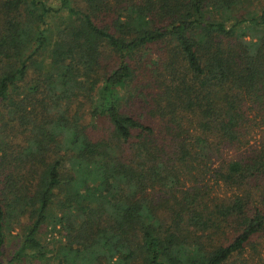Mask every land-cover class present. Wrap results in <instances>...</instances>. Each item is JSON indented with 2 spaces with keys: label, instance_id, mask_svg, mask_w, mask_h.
I'll use <instances>...</instances> for the list:
<instances>
[{
  "label": "trees",
  "instance_id": "trees-1",
  "mask_svg": "<svg viewBox=\"0 0 264 264\" xmlns=\"http://www.w3.org/2000/svg\"><path fill=\"white\" fill-rule=\"evenodd\" d=\"M250 124L264 0H0V264H258Z\"/></svg>",
  "mask_w": 264,
  "mask_h": 264
},
{
  "label": "rangeland",
  "instance_id": "rangeland-1",
  "mask_svg": "<svg viewBox=\"0 0 264 264\" xmlns=\"http://www.w3.org/2000/svg\"><path fill=\"white\" fill-rule=\"evenodd\" d=\"M241 6L243 7L244 4H241ZM241 12V11H239ZM60 22V21H59ZM256 122V118L254 119ZM256 124V123H255ZM255 124H250V130H249V144H253L254 141H258V138L260 137V135L262 134L261 131H264V125L259 126L260 128H258ZM97 128H99V131L104 133L105 131V123L102 120L97 121ZM161 186H154L153 189H149L146 191L147 196L150 198H152L153 200L157 199L156 198V194L161 196V198H166L167 197V193L164 191V189ZM216 193L218 194H222L224 193L223 190L226 191V189L219 187L218 188H214ZM228 193V192H227ZM78 215H79V210H71V216L70 219L71 220H75L77 221L78 219ZM20 228H14L13 230H10L8 233L10 235H14L15 233L18 234L17 239H11L8 238L7 236V241L5 243L6 245V259L7 257H9L11 254V251H13L16 247L17 244L19 243L20 240ZM56 239H60V240H64V225L63 224H56L54 227L52 225L49 224V222L47 221L45 223V225L42 226L41 231H40V240L42 242V245L46 248V249H50L52 246L53 241H55ZM262 253H261V262H259L258 264H264V249H261ZM48 252V251H47ZM47 255H50V253H46ZM10 264H48L44 259H37V258H32L27 256H24L22 259H20V261H16Z\"/></svg>",
  "mask_w": 264,
  "mask_h": 264
}]
</instances>
